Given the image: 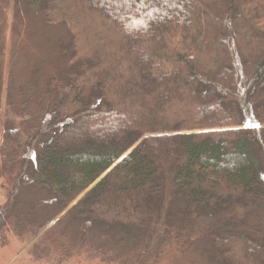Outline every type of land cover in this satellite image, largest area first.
Instances as JSON below:
<instances>
[{
  "label": "trees",
  "instance_id": "trees-1",
  "mask_svg": "<svg viewBox=\"0 0 264 264\" xmlns=\"http://www.w3.org/2000/svg\"><path fill=\"white\" fill-rule=\"evenodd\" d=\"M13 7L63 26L67 61L45 80L34 126L0 73V235L35 234L67 209L84 229L73 243L103 263L157 264L204 244L215 264H264V0ZM27 190L52 208L39 226L16 224L34 216Z\"/></svg>",
  "mask_w": 264,
  "mask_h": 264
},
{
  "label": "rangeland",
  "instance_id": "rangeland-1",
  "mask_svg": "<svg viewBox=\"0 0 264 264\" xmlns=\"http://www.w3.org/2000/svg\"><path fill=\"white\" fill-rule=\"evenodd\" d=\"M62 38H67L63 26L44 24L34 12L21 9L16 13L13 0L0 1L3 95L11 98L16 111L23 118V126L38 123V101L45 80L56 75L67 61L60 55L57 44ZM5 183V178H0V185ZM30 192L25 191L24 196L31 198L27 208L33 210L30 213L34 216L27 215L25 221L16 224H29L35 217L37 222L34 225L39 226L51 218L52 208L46 206L39 195L30 196ZM4 200V189L0 187V203ZM66 212L67 209L52 217L35 234L30 226L20 234L12 229L6 230L0 235V264H107L88 245L73 243V236L83 234L84 229L66 217ZM261 217L264 233V214ZM213 259H217L214 252L207 245L199 244L193 252H169L157 264H215Z\"/></svg>",
  "mask_w": 264,
  "mask_h": 264
},
{
  "label": "water",
  "instance_id": "water-1",
  "mask_svg": "<svg viewBox=\"0 0 264 264\" xmlns=\"http://www.w3.org/2000/svg\"><path fill=\"white\" fill-rule=\"evenodd\" d=\"M129 151H131V149H130ZM129 151H128V152H129ZM125 155H126V154H125ZM125 155H124V156H125ZM119 161H120V160H118V162H119ZM118 162H117V163H118ZM115 165H116V164H114L112 167H110V168H109V169H108V170H107V171H106V172H105V173H104V174H103V175H102L97 181H99L101 178H103V177H104V176H105V175H106V174H107V173H108V172H109V171H110ZM95 183H96V182H95ZM95 183H94V184H95ZM89 189H90V188H89ZM71 206H72V205H71Z\"/></svg>",
  "mask_w": 264,
  "mask_h": 264
}]
</instances>
